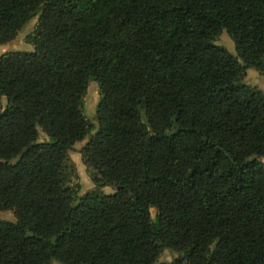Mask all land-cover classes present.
I'll use <instances>...</instances> for the list:
<instances>
[{
  "label": "trees",
  "instance_id": "16d2710c",
  "mask_svg": "<svg viewBox=\"0 0 264 264\" xmlns=\"http://www.w3.org/2000/svg\"><path fill=\"white\" fill-rule=\"evenodd\" d=\"M34 19L0 54V264H264V0H0V45Z\"/></svg>",
  "mask_w": 264,
  "mask_h": 264
},
{
  "label": "rangeland",
  "instance_id": "374dc122",
  "mask_svg": "<svg viewBox=\"0 0 264 264\" xmlns=\"http://www.w3.org/2000/svg\"><path fill=\"white\" fill-rule=\"evenodd\" d=\"M38 19L31 21L11 42L0 45V54L21 51L30 52L34 50V46L30 43L29 37L33 34ZM216 44L222 46L235 53L234 42L231 40L226 31H224L220 37L217 39ZM244 83L258 87L264 92V72L258 71L256 69H248L246 71V76L244 78ZM100 100L99 85L95 81H90L87 89V93L84 98V113L90 124L98 125L96 110L97 105ZM4 100V105H5ZM96 132V131H95ZM93 132V134L95 133ZM42 138H45L42 136ZM87 140L77 143L73 150L69 153V167L72 171L71 185L77 186L81 185V191L78 197L85 195L86 193L93 192L95 190V185L93 184L91 178L89 177L86 166L84 165L81 157V149ZM264 162V157L261 159ZM104 194H112L114 190L110 187H105L101 190ZM152 217L155 218L156 210H151ZM0 219L4 221H15V216L12 211H0ZM177 257L176 253L170 250H164L159 257V262L161 263H172Z\"/></svg>",
  "mask_w": 264,
  "mask_h": 264
}]
</instances>
